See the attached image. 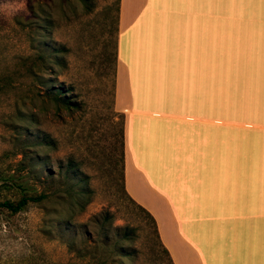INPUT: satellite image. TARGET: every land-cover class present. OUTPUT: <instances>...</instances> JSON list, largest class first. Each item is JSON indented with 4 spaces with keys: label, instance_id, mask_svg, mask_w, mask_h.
<instances>
[{
    "label": "crops",
    "instance_id": "1",
    "mask_svg": "<svg viewBox=\"0 0 264 264\" xmlns=\"http://www.w3.org/2000/svg\"><path fill=\"white\" fill-rule=\"evenodd\" d=\"M240 3L118 1L123 189L172 264H264V0Z\"/></svg>",
    "mask_w": 264,
    "mask_h": 264
},
{
    "label": "rangeland",
    "instance_id": "2",
    "mask_svg": "<svg viewBox=\"0 0 264 264\" xmlns=\"http://www.w3.org/2000/svg\"><path fill=\"white\" fill-rule=\"evenodd\" d=\"M118 1L0 0V76L11 78L0 92V200L18 196L15 184L47 195L14 214L0 210V264H170L121 185ZM239 1L243 11L248 4ZM37 53L44 68L18 74ZM50 85L73 105L58 104ZM252 215L209 212L212 219ZM212 252V263H230Z\"/></svg>",
    "mask_w": 264,
    "mask_h": 264
},
{
    "label": "trees",
    "instance_id": "3",
    "mask_svg": "<svg viewBox=\"0 0 264 264\" xmlns=\"http://www.w3.org/2000/svg\"><path fill=\"white\" fill-rule=\"evenodd\" d=\"M55 51H59V48L54 50V52ZM43 58H44L43 54L37 53L33 56V58H31V59L27 58V60L25 59V60L21 61L20 67L18 68L17 73L18 74H20V73H25V74L26 73H35L34 71H38L40 69H43L44 68ZM33 68L34 69L36 68V70H33ZM20 69L22 71H20ZM10 87H11V78L8 75L0 76V92L4 91ZM50 88H51V91L53 92V97L58 104H60L63 107H67V108H69L71 105H73L66 96L62 95V93H64V92L60 88H58V87L54 88L52 85H50ZM122 168H123V148H122V152H121V185H122V189H123ZM15 185H17V188H18V193H19L18 196H16L15 199L3 198L0 200V210H5L9 214H14V213H17V212L23 210L24 207L28 203H39L41 200H43L47 196L43 192H35V191L29 192L26 187L20 186V184H15ZM123 191H124V189H123ZM124 193L126 194L125 191H124ZM127 197L130 199V197L128 195H127ZM130 200L132 201V199H130ZM134 204L137 205L136 203H134ZM137 206L139 209L144 211V213L148 216V218L152 224V227H153V232L155 233L156 237L158 238L154 218L146 210H144L142 207H140L139 205H137ZM119 239H127V233L124 232ZM161 247H162V250L165 252V254L168 256V253L165 250V248L162 245H161ZM168 258H169V256H168ZM169 261H170V264H172L170 258H169ZM50 264H57V263H50ZM67 264H70V263H67Z\"/></svg>",
    "mask_w": 264,
    "mask_h": 264
}]
</instances>
